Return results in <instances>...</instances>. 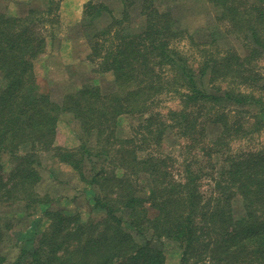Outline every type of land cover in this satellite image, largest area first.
Segmentation results:
<instances>
[{
	"label": "trees",
	"instance_id": "trees-1",
	"mask_svg": "<svg viewBox=\"0 0 264 264\" xmlns=\"http://www.w3.org/2000/svg\"><path fill=\"white\" fill-rule=\"evenodd\" d=\"M60 1L48 0L44 17L35 8L24 17L0 11V206L48 201L35 191L38 152H53L81 170L76 169L83 162L79 150L54 145L64 114L78 120L80 139L96 133L101 150L94 156L108 158V148L118 147V171L112 175L100 169L89 182L104 192L95 197L103 218L84 222L78 215L45 209L51 223L39 233L36 246L22 249L11 262L0 255V264H165L158 248L163 240L180 246L181 264H264V148L231 149L233 140L264 130V96L257 94L264 86L253 67L264 58V0H208L215 7L213 21L224 25L244 54L235 47L220 48L215 31L207 34L209 40L202 35L206 41H196L159 0H120L119 16L91 0L84 10L88 59L96 72L112 74L114 88L102 93L86 85L56 101L38 89L34 62L45 52L43 32L55 23L52 12ZM96 8L110 19L97 28V21L90 22ZM131 15L139 21L135 27L129 24ZM183 40L196 46L200 60H189L179 50ZM218 79L225 87L209 89ZM162 94L177 97L182 107L166 115L154 111ZM144 113L148 117L130 138L113 136L118 116ZM210 128L216 133L209 137ZM170 131L186 138L189 157L182 162L160 154ZM142 144L149 149L140 155ZM27 145L32 152L20 155ZM4 154L15 162L8 173L2 169ZM175 163L181 164L179 179L171 173ZM141 176L149 185L145 199L136 195ZM204 179L211 187L208 194L202 191ZM122 208L129 210L127 220L117 215ZM134 231L150 238L141 244Z\"/></svg>",
	"mask_w": 264,
	"mask_h": 264
},
{
	"label": "rangeland",
	"instance_id": "rangeland-1",
	"mask_svg": "<svg viewBox=\"0 0 264 264\" xmlns=\"http://www.w3.org/2000/svg\"><path fill=\"white\" fill-rule=\"evenodd\" d=\"M91 0H61L58 8L53 10L52 14L56 16L55 23H50L46 27L45 34V52H43L34 62V74L38 89L42 93L49 94L54 100L61 101L64 95L74 93L86 85L97 86L102 93L113 90V77L111 73H98L95 71V64L91 63L88 55L91 53V45L87 38L89 29L84 21L85 5ZM97 4L106 5L114 15L119 16L122 10L120 0H92ZM161 9L170 10L180 24V28L185 29L194 35L196 41H206L201 39L202 35H206L211 31H215L216 43L220 48L235 47L240 54H244L246 50L240 47L239 42L227 33L224 25L216 24L215 7L208 3V0H159ZM48 0H0V11L12 16L24 17L28 11L35 8L38 9L41 17L45 16ZM124 9V7H123ZM91 16V24L97 21L93 27L97 28L103 23L109 21L106 16L107 12L103 9L96 8ZM139 23L138 19H129V24L135 27ZM216 24V25H215ZM210 27L209 29L206 28ZM209 40V39H208ZM202 42V41H201ZM179 50L184 52L189 60L194 58L201 59L200 54H197V48L191 44L189 40H183L179 43ZM197 62L192 64L197 66ZM258 74L260 75V85L264 86V58L253 64ZM198 79V76L197 78ZM205 83V88L208 91V83ZM203 83V84H204ZM202 84V85H203ZM209 89L225 87L224 82L218 79L212 84ZM204 87V86H203ZM222 87V88H221ZM258 96H264V89L257 90ZM182 107L177 97L171 94H162L156 98L155 105L151 109L159 112L161 115H166L168 111L179 110ZM148 117V113L141 115L122 114L117 117L114 125V137L119 140H125L133 135V128L143 122V119ZM57 133L54 142L55 146L63 149L77 150L80 153V158L83 162L77 165L81 170H75L68 162L61 158L52 155L53 152H38L39 158L36 159L35 170L38 172V183L35 185V191L43 196L42 198L48 201L42 202L40 205L14 204L0 206V231L2 239L0 243V255L7 262L13 261L24 249L31 251L36 246V240L40 232L46 230L50 225L51 220L45 216V209L53 212H61L63 215L73 214L78 215L82 221L98 220L103 218L104 211L96 205L95 197L102 194L103 191L98 185H92L94 175L100 169H103L107 174H115L116 165L119 164L117 159L118 147L108 148V155L96 157L94 154L100 153L101 147H97L96 133H92L89 137H82L78 120L71 114H64L60 117L57 123ZM207 126L213 127L210 122ZM216 133L214 128L208 130L209 137ZM83 134V133H82ZM186 138L177 135L175 132H166L161 155L169 162L176 159L177 162H182L189 157V149L184 147ZM82 144H85L89 151H86ZM143 152L147 153L148 147L144 144ZM89 147H91L89 149ZM264 148V130L248 135L245 138L235 139L231 142L233 152H248L256 151ZM32 152L29 145L25 146V151L20 152V155ZM234 154V153H231ZM114 156V159L111 157ZM104 159L103 164L99 162ZM15 165L14 160L10 155L4 154L2 157V169L4 173H8ZM174 178H181V167L179 163L173 164ZM78 171L86 178V182L80 179ZM117 174H119L117 172ZM121 174V172H120ZM172 174V175H173ZM208 179V178H206ZM142 182L137 196L146 198L148 196V180L144 176L140 177ZM205 180V179H204ZM109 187V186H107ZM106 190H108L106 188ZM202 191L208 194L211 187L208 181H204ZM111 207H116L111 204ZM143 207L147 208V214L153 215V211L148 203H144ZM235 213H241V207L238 203L235 205ZM117 215L127 220L129 218V210L122 208L117 212ZM48 218V219H47ZM6 221L11 225L9 229L3 224ZM135 240L141 244L145 243L150 238V234L133 232ZM158 248L165 256V264H181L182 249L180 246L169 240H163L158 244ZM28 260V259H27Z\"/></svg>",
	"mask_w": 264,
	"mask_h": 264
}]
</instances>
